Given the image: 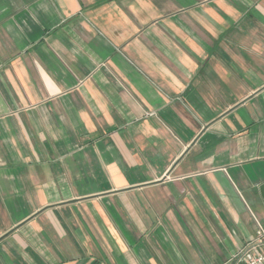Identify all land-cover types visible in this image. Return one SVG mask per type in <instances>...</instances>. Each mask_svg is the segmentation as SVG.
Here are the masks:
<instances>
[{
	"label": "crops",
	"instance_id": "crops-1",
	"mask_svg": "<svg viewBox=\"0 0 264 264\" xmlns=\"http://www.w3.org/2000/svg\"><path fill=\"white\" fill-rule=\"evenodd\" d=\"M262 183L264 0H0V264H228Z\"/></svg>",
	"mask_w": 264,
	"mask_h": 264
},
{
	"label": "built area",
	"instance_id": "built-area-1",
	"mask_svg": "<svg viewBox=\"0 0 264 264\" xmlns=\"http://www.w3.org/2000/svg\"><path fill=\"white\" fill-rule=\"evenodd\" d=\"M228 264H264V229L256 230L254 237Z\"/></svg>",
	"mask_w": 264,
	"mask_h": 264
},
{
	"label": "water",
	"instance_id": "water-1",
	"mask_svg": "<svg viewBox=\"0 0 264 264\" xmlns=\"http://www.w3.org/2000/svg\"><path fill=\"white\" fill-rule=\"evenodd\" d=\"M259 193L261 198L264 200V183H262L259 187Z\"/></svg>",
	"mask_w": 264,
	"mask_h": 264
}]
</instances>
